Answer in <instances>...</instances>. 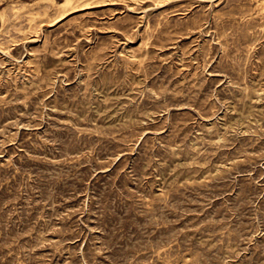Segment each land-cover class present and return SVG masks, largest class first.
Instances as JSON below:
<instances>
[{"label": "rangeland", "instance_id": "obj_1", "mask_svg": "<svg viewBox=\"0 0 264 264\" xmlns=\"http://www.w3.org/2000/svg\"><path fill=\"white\" fill-rule=\"evenodd\" d=\"M0 264H264V0H0Z\"/></svg>", "mask_w": 264, "mask_h": 264}, {"label": "bare ground", "instance_id": "obj_2", "mask_svg": "<svg viewBox=\"0 0 264 264\" xmlns=\"http://www.w3.org/2000/svg\"><path fill=\"white\" fill-rule=\"evenodd\" d=\"M69 4H71V3H69ZM25 6V5H24ZM57 8V7H56ZM43 10V9H42ZM45 10H46V8H45ZM36 12V11H35ZM26 15V14H25ZM3 17V16H2ZM61 19V18H60ZM38 25V24H37ZM42 32V31H41ZM23 34V33H22ZM23 65V64H22Z\"/></svg>", "mask_w": 264, "mask_h": 264}]
</instances>
